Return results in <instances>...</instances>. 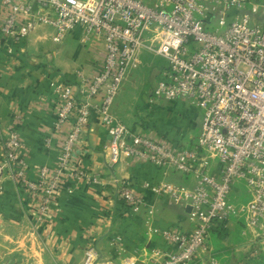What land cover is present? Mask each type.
Returning <instances> with one entry per match:
<instances>
[{"label": "built area", "instance_id": "1", "mask_svg": "<svg viewBox=\"0 0 264 264\" xmlns=\"http://www.w3.org/2000/svg\"><path fill=\"white\" fill-rule=\"evenodd\" d=\"M41 26L53 29L55 42L81 27L82 43L101 36L105 54L98 74L79 70L77 84L56 87L54 126L62 134L56 168L45 165L36 180L28 177L18 120L2 139L0 172L36 198L40 219L51 214L66 179L101 182L74 166L76 148L97 114L110 136V166L127 156L196 178L192 188L144 184L191 207L195 223L189 232L164 229L172 249H154L153 264H220L209 247L214 232L235 220L244 222L245 233L264 230V0H0L2 35L20 42ZM144 51L169 62L151 101L182 99L203 112L200 134L187 145L133 129L113 113ZM240 184L246 203L235 197ZM118 193L131 212L141 213L145 199L131 182L123 180ZM99 256L89 245L84 264H114L98 263Z\"/></svg>", "mask_w": 264, "mask_h": 264}, {"label": "crops", "instance_id": "2", "mask_svg": "<svg viewBox=\"0 0 264 264\" xmlns=\"http://www.w3.org/2000/svg\"><path fill=\"white\" fill-rule=\"evenodd\" d=\"M83 32L78 27L62 42L54 41V31L47 26L37 27L20 42L0 33V157L2 139L18 120L31 180L37 179L42 166H57L62 134L54 126L56 87L77 84L79 70L94 76L104 64L103 38L94 36L83 44ZM168 65L167 59L152 51L140 53L112 110L133 129L185 145L201 129L203 113L182 99L151 101ZM109 142L106 126L94 115L76 148L74 166L97 175L101 182L66 179L51 214L44 219L36 213V198L0 172V264H19L25 253L31 264H84L89 245L99 251L98 263L153 264L154 249H172L162 235L164 229L177 226L189 232L194 228L187 207L155 194L144 184L166 181L192 188L196 178L127 156L110 166ZM123 180L144 197L141 213L131 212L119 197ZM229 229L212 236L224 235ZM261 243L251 238L243 248H250V256L259 255L264 253ZM209 247L215 248L211 240Z\"/></svg>", "mask_w": 264, "mask_h": 264}, {"label": "rangeland", "instance_id": "3", "mask_svg": "<svg viewBox=\"0 0 264 264\" xmlns=\"http://www.w3.org/2000/svg\"><path fill=\"white\" fill-rule=\"evenodd\" d=\"M155 101L170 103V100L168 101L166 99H158ZM171 102L174 101L171 100ZM200 131L201 129L198 130L194 136L198 137ZM187 144L188 143L185 145ZM235 197L243 203H246L249 200L245 185L240 184L236 188ZM231 225L229 226L230 229L227 230V232H224V235L216 234L212 236L211 239V243L215 247V255L219 257L221 264H264V253L250 256V248H243L246 242L251 238H257L264 246V230H259L256 235L251 232L245 233V224L242 220H237V222H233ZM261 244H259V246L263 247ZM23 257V259H20L19 264H31L26 260L27 253H25Z\"/></svg>", "mask_w": 264, "mask_h": 264}, {"label": "water", "instance_id": "4", "mask_svg": "<svg viewBox=\"0 0 264 264\" xmlns=\"http://www.w3.org/2000/svg\"><path fill=\"white\" fill-rule=\"evenodd\" d=\"M188 210L190 211L191 210V207H188Z\"/></svg>", "mask_w": 264, "mask_h": 264}]
</instances>
